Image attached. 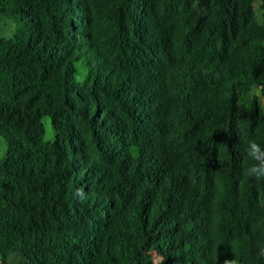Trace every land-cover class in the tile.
I'll return each mask as SVG.
<instances>
[{
  "label": "trees",
  "instance_id": "16d2710c",
  "mask_svg": "<svg viewBox=\"0 0 264 264\" xmlns=\"http://www.w3.org/2000/svg\"><path fill=\"white\" fill-rule=\"evenodd\" d=\"M261 9L0 0L3 261L264 264Z\"/></svg>",
  "mask_w": 264,
  "mask_h": 264
},
{
  "label": "clouds",
  "instance_id": "9594fccd",
  "mask_svg": "<svg viewBox=\"0 0 264 264\" xmlns=\"http://www.w3.org/2000/svg\"><path fill=\"white\" fill-rule=\"evenodd\" d=\"M253 94L259 95L260 89L253 88ZM245 155L250 158L252 163L245 160L243 175L245 178H253L257 182L264 180V148L256 140H245ZM226 264H234L227 261Z\"/></svg>",
  "mask_w": 264,
  "mask_h": 264
},
{
  "label": "rangeland",
  "instance_id": "374dc122",
  "mask_svg": "<svg viewBox=\"0 0 264 264\" xmlns=\"http://www.w3.org/2000/svg\"><path fill=\"white\" fill-rule=\"evenodd\" d=\"M262 0H255L256 16L259 22L262 21ZM15 31V24L12 18H5L0 22V37L9 38L13 35ZM47 128L49 132L51 127L49 122H47ZM8 151V143L5 137L0 134V159H2ZM155 264H158L161 258L155 255ZM23 261V258L20 255H12L3 261V257L0 254V264H19Z\"/></svg>",
  "mask_w": 264,
  "mask_h": 264
}]
</instances>
